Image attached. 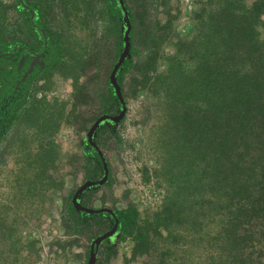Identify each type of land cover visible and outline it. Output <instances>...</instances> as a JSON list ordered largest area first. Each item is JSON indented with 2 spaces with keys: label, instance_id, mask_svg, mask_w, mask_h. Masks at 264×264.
I'll list each match as a JSON object with an SVG mask.
<instances>
[{
  "label": "trees",
  "instance_id": "trees-1",
  "mask_svg": "<svg viewBox=\"0 0 264 264\" xmlns=\"http://www.w3.org/2000/svg\"><path fill=\"white\" fill-rule=\"evenodd\" d=\"M137 1L15 0L19 36L0 0V165L12 163L17 194L40 193L42 211L55 193L65 238H52L50 248L67 255L86 241L84 257L76 254L82 264H111L124 241L140 264H264V0H202L193 34L168 55L178 7L168 4L163 24L149 2L171 0ZM58 6L73 7L89 28L88 18L102 17L97 42L111 37L110 53L50 27L46 12ZM88 72L104 84L81 83ZM60 75L73 82L69 112L38 96ZM138 98L153 156L139 179L163 190L161 203L145 210L127 192L124 204L108 206L105 191L114 183L105 152L110 142L123 149L126 105ZM71 125L83 134L76 186L68 188L57 137ZM16 199L0 203V264H35L39 240L21 230L34 209L13 206Z\"/></svg>",
  "mask_w": 264,
  "mask_h": 264
},
{
  "label": "rangeland",
  "instance_id": "rangeland-1",
  "mask_svg": "<svg viewBox=\"0 0 264 264\" xmlns=\"http://www.w3.org/2000/svg\"><path fill=\"white\" fill-rule=\"evenodd\" d=\"M201 1L202 0H171L167 4L154 3L152 5V2H149L151 18H155L156 20L161 19L163 20V24H165L167 20H170L167 12V10H170L168 4L173 6V8L174 6L176 8L178 7L179 18L176 19V26H178L179 31L165 43L163 49L165 54L168 55L173 52V46L179 37L188 38L193 34V14ZM251 1L252 0H249V3ZM1 2L5 7L6 13L9 14V19L11 21H9L8 30L16 32L20 27V16L14 5L16 2L15 0H1ZM135 2L138 1L127 0L130 7H135ZM53 7L46 12V20L50 27H54L56 30L61 29V33L66 32L70 37V41L74 45L77 44L83 47L85 44L97 46L99 43H102V45L107 47L108 52L111 51V46L114 42L111 37H105L102 41L100 40L97 42V40L103 36L102 29L104 21L102 17L88 18L91 26L89 28L83 23L81 17L75 16V9L73 7L68 6L64 9L61 6H58L54 11ZM171 12L173 15V10ZM19 36L22 35L19 34ZM90 75L92 76V72H88L87 76H84L83 79H81V83L90 81L87 82L89 88H92L94 84H98V86L104 84L105 77L92 82ZM88 76L90 77L88 78ZM72 92V80L60 75L51 77V84H49L46 89L39 90L38 96H44L49 101L56 100L61 104H65L66 112H69L73 106ZM140 100L142 99L138 98L137 101L129 102V105H126V110L128 107V111H130L128 116L129 122H126L127 127L123 130L125 132L128 131L129 138H127V141H124L123 149L118 150V147L116 145L112 146L110 142L108 145L109 149L105 152L107 156L110 157L114 177V183L112 186L113 190H105L107 193L108 206H112V202L114 201L118 206L124 204V193L126 192L129 193L128 199L137 204L141 210L157 206L163 199V190L153 184L145 185L141 183V179H139L140 173L137 171L141 168L142 164L144 165L147 161L150 162L153 159L152 153L149 152L143 144L145 132L144 121L139 117V112H141ZM88 109L89 108H87V111ZM84 118L86 119L88 117L84 114ZM152 122L153 121H151L150 124ZM139 125L141 128H139ZM80 130L79 125L65 126L57 137V142L60 144V150L65 155L59 172L65 175L64 178L68 188L76 186V177H73L72 174L76 167H80L81 165V161L78 160L76 155L78 154L76 145L83 134ZM11 171L14 172L12 163L0 165V203L12 200L14 197V199H17L13 206H15V203L26 205L27 208H29L28 206H33V211H27L28 214H32L33 216L29 217V221L31 222L28 221V223L24 225L21 224V230L23 238L27 240H39L37 247L41 246V249L39 251V259L35 264H82L81 262L83 259H79L76 254L84 253L83 251L87 244L86 241H80L78 246L81 247H73L72 253H68L67 255L58 251L55 252L54 249L56 246L55 248H50V244L53 241L52 238L56 236L64 237V230L60 223V203L55 197V193L52 194L50 199L45 200V206H47V209L42 211L38 202L40 199V193L37 192L35 194L36 197H32L29 194L27 195V187L22 190V194L16 193L18 192V189L14 182V174H12ZM77 175L80 176L81 174H78L77 171ZM102 193L103 190L96 193L94 198L91 199V202H97L101 198ZM19 195H21L20 200ZM93 205L94 207H99L101 206V203L98 201ZM130 250L131 244L129 242L124 241L119 243V253L117 258L111 260V264H125L126 258L129 260L128 264H140L138 261L131 259ZM82 257H84V254Z\"/></svg>",
  "mask_w": 264,
  "mask_h": 264
},
{
  "label": "water",
  "instance_id": "water-1",
  "mask_svg": "<svg viewBox=\"0 0 264 264\" xmlns=\"http://www.w3.org/2000/svg\"><path fill=\"white\" fill-rule=\"evenodd\" d=\"M20 2H22V0H20ZM128 30H129V27H128ZM124 56V55H123ZM123 106L125 107V104L123 103Z\"/></svg>",
  "mask_w": 264,
  "mask_h": 264
}]
</instances>
